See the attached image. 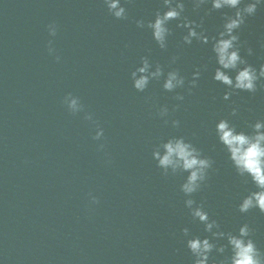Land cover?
<instances>
[{
    "label": "water",
    "instance_id": "1",
    "mask_svg": "<svg viewBox=\"0 0 264 264\" xmlns=\"http://www.w3.org/2000/svg\"><path fill=\"white\" fill-rule=\"evenodd\" d=\"M122 3L125 19L112 16L103 0H0V264H194L187 239L212 237L192 215L201 204L225 232L238 234L248 224L264 252V213L238 208L257 189L237 174L215 132L223 118L245 131L264 119V81L255 93L233 92L224 100L229 89L212 78L219 65L211 37L235 10L196 8L185 0L181 19L202 22L197 30L210 42L185 44L187 30L174 20L161 49L147 23L166 10L163 0ZM238 34L241 56L259 68L264 6ZM144 57L150 72L159 66L163 75L140 92L132 73ZM197 68L201 75L192 87ZM172 70L185 77V86L170 92L163 85ZM69 93L83 105L75 114L64 103ZM97 126L104 130L99 141ZM179 137L214 161L191 197L181 191L188 173L165 171L155 157ZM189 198L196 201L192 208L185 205ZM218 244L227 245V237ZM230 255V248L211 254L217 264H227Z\"/></svg>",
    "mask_w": 264,
    "mask_h": 264
},
{
    "label": "clouds",
    "instance_id": "2",
    "mask_svg": "<svg viewBox=\"0 0 264 264\" xmlns=\"http://www.w3.org/2000/svg\"><path fill=\"white\" fill-rule=\"evenodd\" d=\"M107 6L109 13L116 19L127 18V9L122 0H103ZM196 8L203 5L211 4V9L220 11L223 9H233V15H225L222 30L217 36L211 37L212 51L215 54L216 67L213 79L223 84L229 89L224 93V100L231 99L233 92H249L255 93L259 82L264 81V64L259 68L249 64L248 61L241 56L240 35L238 30L245 24L250 16L257 13L259 7L264 6V0H191ZM165 11H158L154 20H149L147 28L151 29L153 39L158 43L161 49L168 47V37L171 34L169 23L174 20H180L178 28L186 29L187 32L183 36V42L191 45L193 40H197L202 44H209L210 39L202 29L203 24L197 23L195 20H189L182 17L185 11V0H163ZM137 26L145 27L143 20L137 21ZM48 31L51 36L57 33L55 23L48 25ZM50 55H55V49L52 42L49 41L48 48ZM248 55L253 54V49H247ZM61 58L56 55V60ZM175 57L172 62L175 63ZM151 64L147 57L143 58V66L139 67L136 72L132 73L133 86L136 90L143 92L147 89L151 78H158L163 75V70L157 66L156 71L150 72ZM235 73L234 77L232 73ZM201 75V70L193 73L191 86L196 87ZM185 86V77L178 70H172L167 73L163 87L167 91H174L177 88ZM178 100L184 97L178 95ZM64 103L68 110L75 114L83 107L80 98L69 93L64 98ZM168 108L162 110V114H167ZM238 109H232V116H236ZM88 120L93 121V114L90 113ZM176 127H179L180 121H173ZM251 131L238 130L237 127L230 122L229 119H220L215 126L216 136L221 145L227 152L228 159L231 161L237 174L241 177L250 178L255 185V191L249 192L240 201L238 208L241 213H248L252 209H258L264 213V119H258L255 123L249 125ZM98 130L94 139L101 140L104 136L103 128L97 126ZM102 150L104 145L101 144ZM164 154L159 151L155 153V157L159 161V165L167 171L171 168L173 173L178 170L188 173L185 182L181 185V191L187 197H191L197 193L202 184L208 179L209 169L213 167L214 161L203 155L201 150L194 146L193 143L186 141L183 137L170 139L164 145ZM91 201L97 203V198L90 194ZM196 203L194 199L185 200L188 208ZM193 217L205 225V230L212 233V237L191 236L187 239V247L195 257L194 264H217L212 260L211 254L216 251L223 254L226 248L231 249V255L227 264H264V252L257 247L256 242L251 238V228L248 224H243L239 228L238 234L225 232L221 230L220 224L212 219L204 206L196 207L192 212ZM213 228L217 231L213 232ZM185 237L190 236L187 227L183 229ZM227 237V245L218 244V241ZM215 238V242L214 239Z\"/></svg>",
    "mask_w": 264,
    "mask_h": 264
}]
</instances>
